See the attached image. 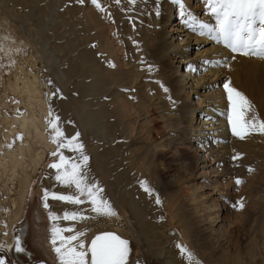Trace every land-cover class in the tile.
Masks as SVG:
<instances>
[{
    "label": "bare ground",
    "instance_id": "6f19581e",
    "mask_svg": "<svg viewBox=\"0 0 264 264\" xmlns=\"http://www.w3.org/2000/svg\"><path fill=\"white\" fill-rule=\"evenodd\" d=\"M190 1L183 0V16L180 5L172 2L171 10L176 5V14L171 12L170 25L176 28L172 27L167 32L175 33L176 37L172 34L167 36L165 31L161 32L162 39L172 37L174 43L160 44V57L166 58L173 54L168 58H176L178 66L174 68H184L178 79V82H182L180 87L174 88L173 83L172 87L167 88L168 92H161L172 104L167 109L169 129L164 134L167 136L165 139H176L180 145L188 137L192 139L190 141H194L203 157L198 155L188 160L189 163L186 164H196L190 166L192 168L197 165L207 167L203 161L207 163L215 160L216 157L211 155L218 151L223 160L231 157L234 159L241 154L242 157L230 162L234 173H239L243 168L240 166L241 160L252 158L257 151L251 150V147H258L264 140L258 133H252L245 139L232 135L227 120L228 101L224 83L230 81L232 87L244 93L255 112L264 119V59L229 52L222 43L206 35H201L199 46L194 48V56H190L189 50L198 40L195 32L200 31L199 23L215 24L206 2L203 3L206 0H195L200 3L198 7L196 4L191 6ZM143 3L136 0L133 5L129 0H123L122 3L120 0L117 4L125 10L136 8L134 15L137 14L138 20H142L147 7L146 2ZM81 7L76 0H0V249L5 247L9 250L13 231L27 214L36 192L43 195L44 189L61 194L68 191L54 180L55 169L48 167L58 159L50 155L57 149V145L51 142L52 129L48 125L51 106L53 115L60 118L58 123L66 137L80 133L79 140L90 158L89 179L99 182L104 198L111 202L118 217L98 216L77 223L51 221L48 216L50 225L56 223L61 227H74L77 230L87 228L89 243L94 235L104 231L132 240L138 249L131 264H149L151 257L160 264H187L176 247L178 243L186 245L201 264H209L201 257L202 252L196 248L197 244H190L197 224L192 217L200 222L210 220V216L205 215L209 204L203 201L204 193L197 194L198 187L183 177L176 180L180 186L177 185L174 200L160 198L154 190L150 156L155 154L156 147L161 150L167 147L150 132L149 126L154 118L150 111L154 105L149 104L148 97V103L144 105L140 100L143 90H139L136 104L144 110L142 113L147 123V140L151 138V142L145 147L132 146L128 127L126 123L118 121V110H115L114 104L116 94H122L118 91V87L124 84H120V78L136 82L138 74L133 67L124 75L104 68V57L102 58V50L99 49L102 43L100 44L98 37L91 38L98 33L93 30L102 23L93 15L97 10L89 9L84 13V7L82 10ZM165 13H169L168 7L165 8ZM189 13L195 20L186 24ZM11 21L22 34L19 38L15 31L12 34L8 30L7 26ZM205 43H210V47L197 50ZM134 46L137 47L136 44ZM209 50L212 52L210 55ZM133 51L130 50L132 57ZM233 55L235 60L232 59ZM157 57L161 59L158 54ZM225 59L230 66L224 65ZM205 60H211L212 63H204ZM218 64L224 65V71L217 67ZM239 65L243 66L240 78ZM49 80L52 81L51 84L48 83ZM97 84L99 85L95 86ZM186 87L194 89L193 94L198 97L194 102H188L189 95L182 96ZM57 89L59 92H56ZM174 111L179 114L177 122ZM8 144L12 147H7ZM61 151L72 159L77 156V153L67 149ZM51 157L52 160L49 161ZM214 166L208 165L212 169ZM224 171L227 173V169L224 168ZM141 180H146L153 189L151 195L143 190L139 183ZM157 195L160 204L156 203ZM178 199L191 203L189 217L176 203ZM47 202L49 208L45 209L41 197L40 209L47 215L52 211L62 216L65 210L77 209L82 210L85 215H95L89 212L90 205L87 203L74 206L51 197ZM47 245L55 264H58L50 238ZM235 261L236 264L264 262V225L261 229V242L254 238L247 256H239Z\"/></svg>",
    "mask_w": 264,
    "mask_h": 264
},
{
    "label": "rangeland",
    "instance_id": "374dc122",
    "mask_svg": "<svg viewBox=\"0 0 264 264\" xmlns=\"http://www.w3.org/2000/svg\"><path fill=\"white\" fill-rule=\"evenodd\" d=\"M141 1L142 3L146 2L147 5L142 20H138L137 14L134 15V10L136 8L131 7L125 10L121 5L117 4L116 0H98L105 11H99L95 5H92L91 0L89 2L85 1V4H80L82 6L81 10L84 7L82 10L83 12L85 10V12H87V10L94 11V9L99 11L98 13L94 11L93 15L102 24L96 26L93 31H97L98 33L94 34L91 38L98 37L101 41L100 44L102 43L99 49L102 50L100 51L102 58L104 57V68L106 67L115 73L118 72L117 74L119 75L121 73L124 75L133 67L138 74L136 77L138 80L136 82L135 80L130 82L129 78H120V84L121 82L124 84H121L123 87H121L120 84V87H118V91L122 94H116L114 104L115 110H118L116 117H118V121L126 123L128 132L130 133L129 140L133 144L132 146H137L139 148L147 146L151 142V138L147 140V123H145L146 118H144L145 115L142 113L144 110H141V107H138L136 104V101H138V92L139 90H143L140 99L142 103H144V105L147 104L149 99V104L152 103L154 105L150 111L151 117H154L150 123L151 126H149L151 135L154 137L157 136V138L167 146L162 150L156 147L155 154L152 157L150 156L154 190L158 193L160 198L167 197L170 200H174L177 185L180 186V183H176L179 177L188 178L191 184L197 186L198 189L196 193H204L203 201L205 204H209L205 215H209L210 220L200 222L197 218L192 217L193 221H196L197 224L194 229L195 234L192 237V241L190 239V244L192 242L197 244L196 248L202 252L201 257L209 262V264H236L235 259L237 257L240 256L244 258L247 256V252L254 238L257 239V242H261V229L264 225V142L258 147H251V150H256L257 153L250 159L241 160L240 166L243 168L239 173H234L233 164L230 162L242 157L241 154L236 155L235 159L231 157L229 161L223 160L222 155L218 151L211 155L216 157L215 160L213 159L207 163L203 161V164L207 167H198L197 165L192 168L190 166L196 165L195 163L190 165L186 164L189 163L188 160H192L195 156L199 155L203 157V153L198 151L200 148L196 147L197 145L193 143L194 141H190L192 140L190 137H188V140L183 143V145L178 144L176 139H165L167 136L164 134L169 129V118L167 117L169 114L167 109L172 107V104L167 100L168 97L165 95L162 96L163 94L161 93L164 91V88L172 87L173 83L174 88L180 87L182 83L178 82V79L184 68H174L178 66V62L175 61L176 58L173 60L168 58L173 54H169L166 58H161L159 54L160 44L164 42L174 43L172 37H165L162 39L161 32L165 31L168 33L167 31L173 27L170 25V17L172 16L171 12L173 15L176 14V5L171 10L173 0ZM122 2L123 0H121V3ZM200 2L202 3V1ZM205 2L206 1L203 3ZM190 3L191 6H193V4H196L197 7L200 5V3L195 0H191L189 4ZM166 7H168V14L165 13ZM157 11H159V15H157ZM7 27L12 34L15 31L18 38L22 36V34L19 33L18 27L12 21ZM0 32H2V29H0ZM170 34L176 37V34L171 32L168 33L167 36ZM23 36L27 37L26 35ZM195 37L198 40L192 45V47H194L189 50L190 56H194L196 50L194 48L199 46L198 42L202 39L201 35L197 32H195ZM135 44L137 47L134 46ZM209 47L210 43H205L203 47H198L197 50H206ZM131 49L135 51V53L133 51V57L130 55ZM228 51L230 52L231 50L228 49ZM157 54L161 59H158ZM210 54H212L211 50H209V55ZM135 55L138 56L136 57ZM149 66H151V70ZM223 66L224 65H217V67H220L221 71H224V68H222ZM242 73L243 66L239 65V78ZM167 76L170 77V79ZM222 81L223 79L220 83H222ZM161 84H163L164 87H161ZM98 85L99 84L95 86ZM188 85L190 87L192 86L190 84ZM190 87L184 89L182 96L189 95L188 102H194L198 97L193 94L194 89ZM197 90L200 91V89ZM117 97L119 100H117ZM103 99L105 100V98ZM120 99H122V101ZM116 107H118V109ZM174 113L176 116L174 119L177 122L179 114L176 111H174ZM126 125L124 124V127ZM194 125H196V123ZM152 126L154 127L152 128ZM178 127L179 125L177 123V129ZM262 136L264 140V135ZM169 150H173V152H169ZM51 160L52 157L49 158V161ZM209 164L210 166H214L215 164L214 169L208 167ZM224 168L227 169V173H225ZM249 169H251V171H249ZM210 170H214L215 172H211ZM237 179L241 181L240 184L236 183ZM35 187L38 189L37 186ZM204 195L206 197H204ZM42 196V194L35 193L34 200L32 202L30 201L29 204L31 211L29 210L30 213L27 219L32 224L34 221L33 216L39 215V213L41 214L39 215L42 222L38 233L39 245L40 242H44L47 245V241L50 238L49 229L51 225L47 219L48 215L40 209ZM176 203L180 209H184L189 217L191 213V203H186L179 199ZM240 204H242L243 207H241ZM37 211L39 213H37ZM31 234L32 230L30 227L29 236ZM31 242L30 244H32ZM129 242L131 251L128 264H131L132 260L135 258L138 246L132 240H129ZM36 244L38 245V243ZM42 247L41 245V250ZM49 250L50 248L42 250L43 252L45 251L48 258L50 257V253L52 254L51 250ZM37 254L39 255L38 251ZM40 256L41 255H39V257ZM239 261H241V259ZM154 263L160 264L151 257L149 259V264ZM260 264H264V262Z\"/></svg>",
    "mask_w": 264,
    "mask_h": 264
},
{
    "label": "snow or ice",
    "instance_id": "6c2138e0",
    "mask_svg": "<svg viewBox=\"0 0 264 264\" xmlns=\"http://www.w3.org/2000/svg\"><path fill=\"white\" fill-rule=\"evenodd\" d=\"M116 2L119 3L120 0H116ZM76 3L84 4L85 0H76ZM91 3L99 11H105L98 0H91ZM129 3L134 5L136 0H129ZM173 3L180 5L181 16H183L185 14L183 0H173ZM206 6L214 17L215 24L200 22V35H206L212 40L222 43L234 54L264 59V0H206ZM157 15H159V11H157ZM188 15L189 19L185 21L186 24L195 20V17L190 13ZM235 58L233 55L232 59L235 60ZM204 63H212V61L205 60ZM224 65L230 66L227 59L224 60ZM149 69L151 70V66ZM48 83L51 84L52 81L49 80ZM161 87H164L163 84ZM224 90L228 101L227 120L232 135L240 139H245L252 133L264 135V119L255 112L254 106L247 96L232 87L230 81L224 83ZM164 91L168 92V89L164 88ZM56 92H59V89ZM55 94L53 93V95ZM59 120L58 115H53L50 106L48 120L49 128L52 129L50 139L53 144L57 145L56 151L50 155L58 157V159L49 164L48 167L55 169L54 180L68 191L66 194H61L44 189L43 206L45 209L49 208L47 202L49 197L74 206L87 203L90 205L89 212L95 215H85L80 209L65 210L62 216L49 211V219L51 221L64 220L79 223L95 219L98 216L118 217V213L111 202L104 198L103 188L99 182L95 179H89L90 158L84 150V144L79 140L80 133L77 132L70 138L66 137L58 123ZM19 138L18 136L17 139ZM6 146L12 147L11 144ZM61 149L77 153L76 158L66 157ZM139 183L146 193L152 194L153 189L146 180H141ZM236 183L240 184L241 181L237 179ZM156 203H161L158 195ZM240 206L243 207L242 204ZM49 231L50 243L56 254L58 264H128L131 251L130 242L114 232L104 231L96 234L89 243L87 228L77 230L74 227H61L59 224L53 223ZM65 233L70 234L65 235ZM176 247L179 249L181 258L186 260L187 264H201V261L186 245L178 243ZM15 251L17 253L25 251L21 246L19 236L15 238ZM0 264H6L2 255H0Z\"/></svg>",
    "mask_w": 264,
    "mask_h": 264
},
{
    "label": "flooded vegetation",
    "instance_id": "af4514ba",
    "mask_svg": "<svg viewBox=\"0 0 264 264\" xmlns=\"http://www.w3.org/2000/svg\"><path fill=\"white\" fill-rule=\"evenodd\" d=\"M30 206L27 209V214L30 213ZM29 211V212H28ZM37 213H39L37 211ZM25 214L24 218L21 219V221L18 222L16 228L14 229V234L12 240V245L8 248L9 250L2 248L0 249V255H2L5 258L6 264H55V259L53 258V255L50 253V259L46 256L44 249H49L48 245L44 242H40L39 245V237L38 233L40 230L41 220L39 215L33 216V223L31 224L27 217L28 215ZM34 226V227H33ZM31 227L32 234L29 236V229ZM36 229V230H34ZM19 236L21 241V246L25 249V251L17 253L15 251V238ZM32 241V242H31ZM30 242L33 244H30ZM38 243V245L36 244ZM42 247V250L40 246ZM6 251H5V250ZM39 255L37 254V251ZM50 251V250H49ZM49 253V252H48Z\"/></svg>",
    "mask_w": 264,
    "mask_h": 264
},
{
    "label": "water",
    "instance_id": "95a60500",
    "mask_svg": "<svg viewBox=\"0 0 264 264\" xmlns=\"http://www.w3.org/2000/svg\"><path fill=\"white\" fill-rule=\"evenodd\" d=\"M130 246V245H129Z\"/></svg>",
    "mask_w": 264,
    "mask_h": 264
}]
</instances>
